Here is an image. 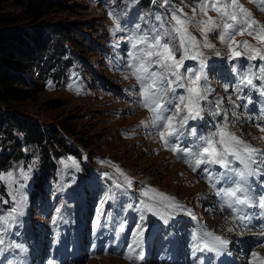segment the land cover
Segmentation results:
<instances>
[{
    "label": "rangeland",
    "instance_id": "obj_1",
    "mask_svg": "<svg viewBox=\"0 0 264 264\" xmlns=\"http://www.w3.org/2000/svg\"><path fill=\"white\" fill-rule=\"evenodd\" d=\"M60 1L61 7L47 10L36 26H41L38 29H43L47 38L63 45L57 56L64 64H60V70L55 74L48 62L42 70L41 65L36 67L35 64L24 70L22 75L31 86L20 88L22 97L19 101L2 106L0 98V113L15 115L13 118L20 121L24 128H28L27 124L38 123L48 130L56 131L57 136L48 138L49 143L54 137L63 138L66 142L64 146L75 150L77 155L60 146L54 148L52 160L56 170L53 177L37 182L35 177L40 173L42 147L27 142L11 121L0 123V129L7 131L4 135L7 140L0 147L5 149L3 157H8L5 168L0 171V243L4 244L0 250L4 249L8 252L6 256L13 257L11 247L19 235L26 239L32 253L36 252L37 255V248L56 244L60 229L66 222L85 221V207H89V213L95 215L94 219L98 223L101 217L105 218V209L111 212L110 216L128 217L127 201L132 200L131 195L123 190L109 188L107 182L111 175L141 190L138 196L149 207L160 208L167 202L157 195L162 193L175 203L195 206L193 208L206 218L211 227L217 232L226 233L227 229L223 226L225 221L221 220L223 217L209 218L203 206L206 204L204 201L210 200L212 192L205 182H201L180 163L186 161V157L187 165L189 162L194 163L195 151L190 146L186 147L187 138L193 139L194 147L201 137L214 134L218 128L209 121L207 127H202L203 124L193 125L188 120L186 129L180 130L182 135H178V140L172 144V147L177 148L173 151L174 156L165 151L158 135L153 134L156 130L152 127L149 111L135 102L140 99L141 84L128 67L132 63L129 53L136 51L132 48L130 36L151 34L160 26L156 17H168L170 20L172 10L183 9L194 24L206 19L200 13V0H167V3L165 0H154L146 10H141L142 0H114L117 5L114 10L106 5L108 0ZM19 2L0 0V19L22 17L20 24L24 25L28 19L24 20ZM239 3L252 13V19L257 24L264 26L261 0H239ZM117 12L122 14L121 19ZM150 15L154 17L149 18ZM208 15L218 24L221 23V17L215 11L210 10ZM117 24L120 29H117ZM60 31L70 32L74 40L60 41ZM189 31L203 44L199 28L190 27ZM220 31L214 29L208 32V41L214 47L194 50L192 55L195 58L183 64L180 68L182 72L183 69L184 72L188 69L193 73L201 72V69L202 72L208 70L212 82L222 77L218 66L228 68L233 65L227 58L233 56V50L245 56V62L241 64L243 69L250 63L258 62L261 54H264V42L261 40L245 33L237 35L235 43L229 45L218 38ZM244 41L258 52H251L244 47ZM196 51L202 56L196 55ZM201 60L205 61L203 65ZM51 73L53 75H49ZM180 95L183 93L176 89L175 93L169 91L165 99ZM202 110V116L205 117L209 110L204 106ZM184 114L182 111L178 116L182 118ZM193 128L195 133L191 134L189 130ZM237 130L241 137L264 147V135L257 130L245 126H239ZM80 139L89 146H81ZM181 150L187 151L182 154ZM178 152H181L183 160L178 158ZM88 198L89 202L86 200ZM146 219L149 221L148 217ZM23 221L33 223L29 235L21 229ZM233 232L234 229L229 230L230 234ZM135 237L133 233L126 239L128 247ZM115 241L118 242V237ZM142 251V243L137 242L130 251L131 262L100 256L79 264H137ZM260 260H264L261 251L251 264H258ZM6 264L13 263L7 259ZM33 264L39 263L33 261Z\"/></svg>",
    "mask_w": 264,
    "mask_h": 264
},
{
    "label": "snow or ice",
    "instance_id": "obj_2",
    "mask_svg": "<svg viewBox=\"0 0 264 264\" xmlns=\"http://www.w3.org/2000/svg\"><path fill=\"white\" fill-rule=\"evenodd\" d=\"M200 4V13L206 19L194 24L193 20L183 12V9L172 10L170 20L168 17H156L160 21V26L151 34L139 33L130 36L132 48L136 51L129 53L132 63L128 67L132 69L131 74L141 84L140 99L135 102L153 114L152 127L156 129L153 134L158 135L164 146L171 151L177 150L176 147H170V145L178 140V134H180L181 129L185 128L188 120H195L200 116L202 111L200 102L207 99L205 93L212 91L206 75L203 76V82H201L202 69L201 72L196 73L188 69L184 73L179 71L183 67L184 59L195 58L192 52L200 47L213 48L214 45L208 41V32L214 29H221L218 38L221 42L229 45L235 43L237 35H244L245 33L253 39L264 42V26H260L252 19V13L245 9L239 0H200ZM210 10L215 11L221 17L220 24L208 15ZM260 10L264 11V0H261ZM193 12L195 13V10ZM190 27L199 28L203 36V44L192 35L189 31ZM117 29H120L119 24H117ZM242 43L251 52H258L247 41ZM178 52L180 53L179 58H177ZM196 55L202 56V53L196 51ZM233 55H239V52L233 50ZM261 59H264V54H261ZM204 63L205 61L201 60V64ZM260 78L264 79V77ZM253 79V75L241 73V83L255 87ZM177 87L184 88L187 95L165 99L168 92L175 93ZM261 94L264 95V92ZM220 103L222 101H217V104ZM182 111L186 114L180 118L178 113ZM228 123L227 116H225L221 129L212 135L200 138V142L195 145L196 151L193 153L196 164L214 163L226 166L229 163L227 157L232 156L244 163L246 168L256 165L259 169L261 165H264V152L246 144L234 133H227V139H225L223 128H227ZM189 131L191 134L195 133L194 128ZM261 131L264 132V128H261ZM186 151L181 150L182 154ZM189 166L195 170V165L191 162H189ZM121 174L123 175V173ZM248 174L251 175L252 172L250 171ZM241 177H243V173ZM8 178L12 179L11 174ZM157 195L162 200L174 203L171 198L162 193H157ZM217 195L223 201L221 208L227 207L233 212L242 211V208L237 207L238 205L251 207L255 203L254 199L249 196V189L240 181L234 182L231 187L225 188L223 191H217ZM258 207L264 209V196L260 197ZM238 219L244 224V227L248 228L251 216L242 214ZM207 235L213 236L217 245L223 246L228 243L221 237L214 236L211 232ZM257 247H264V232H262L261 242ZM248 255L251 259L257 256V253L253 249ZM126 258H130V256Z\"/></svg>",
    "mask_w": 264,
    "mask_h": 264
},
{
    "label": "trees",
    "instance_id": "obj_3",
    "mask_svg": "<svg viewBox=\"0 0 264 264\" xmlns=\"http://www.w3.org/2000/svg\"><path fill=\"white\" fill-rule=\"evenodd\" d=\"M153 1L154 0L140 1L142 2L141 10L148 9ZM106 5L111 10H114L117 6L114 0H108ZM59 7H61L60 0H20V12H22V15H25L24 20L28 19L24 25L20 24L22 23V17L0 19V98L2 100V106L19 101L22 97L20 95V88L31 86V83L22 75L24 70H28L33 64H35L36 67H40L41 65L40 70H42L45 68L43 66L48 62L49 68H53L55 74L60 70V64H64L63 62L61 63L60 57L57 56V54H59L58 52L63 48V45H61L59 41L47 38L46 35H44L43 29H38L41 26H36L46 15L47 10L57 9ZM117 16L121 19L122 14L117 12ZM149 18H153V16L150 15ZM59 39L60 41L67 42H72L74 40L68 31H60ZM44 58L48 60H43ZM49 75L53 74L51 73ZM0 115L3 117H0V123H9V121H11L13 127L23 134L27 142L35 143L42 147L40 173L35 177L37 182H43L49 176L53 177L52 174L56 170V165L52 160V155H55L53 151L54 148L60 146L67 149L72 154L77 155L75 150L64 146L66 142L63 141V138L54 137L55 141L53 140L49 143L48 138L53 135L57 136L56 131L48 130L38 123L27 124L28 128H24V125L20 121H16L13 118L15 115L6 116L1 113ZM6 133V129L5 131L0 129V146L7 140L4 139ZM78 141L81 146H89L84 140L80 139ZM47 144H49V146H47ZM0 151L2 152L0 154L1 171L5 168L8 157H3V153L6 154L5 149L0 147ZM37 185L40 186V183H37Z\"/></svg>",
    "mask_w": 264,
    "mask_h": 264
},
{
    "label": "bare ground",
    "instance_id": "obj_4",
    "mask_svg": "<svg viewBox=\"0 0 264 264\" xmlns=\"http://www.w3.org/2000/svg\"><path fill=\"white\" fill-rule=\"evenodd\" d=\"M260 138H262V137H260ZM262 140V139H261ZM166 153V152H165ZM221 220L222 221H225L224 222V225L223 226H225L226 227V235H230V233H229V230H232V228H233V226H232V221L229 219V218H227V217H223V218H221ZM223 223V222H222ZM229 229V230H228ZM219 233H221V232H219ZM225 233V232H224ZM221 234H223V233H221ZM259 251H261V253L263 254L264 253V247H261V248H259L257 251H256V253H258Z\"/></svg>",
    "mask_w": 264,
    "mask_h": 264
}]
</instances>
